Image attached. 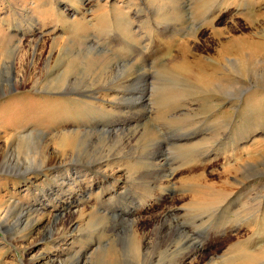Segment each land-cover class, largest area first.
<instances>
[{"label":"rangeland","instance_id":"1","mask_svg":"<svg viewBox=\"0 0 264 264\" xmlns=\"http://www.w3.org/2000/svg\"><path fill=\"white\" fill-rule=\"evenodd\" d=\"M11 59L28 82L0 78V264H245L264 246V0H0V74ZM48 59L50 78L117 73L49 92L29 78ZM108 124L126 140L100 139ZM69 130L80 163L41 171L32 147L61 160Z\"/></svg>","mask_w":264,"mask_h":264},{"label":"bare ground","instance_id":"2","mask_svg":"<svg viewBox=\"0 0 264 264\" xmlns=\"http://www.w3.org/2000/svg\"><path fill=\"white\" fill-rule=\"evenodd\" d=\"M243 53V52H242ZM246 53V52H245ZM23 60H21L20 62H22ZM34 61V60H33ZM47 63H45V67H44V70L40 71V72H37V68L34 67V73H32L31 78L34 82L33 84L35 85H40L42 82H43V87H41V90H45V91H49V92H71V91H75V92H79L80 91V94H82L83 92L85 94H92V93H95V91H100L102 88H109L107 87V85L109 86V84L112 82L110 81L111 77L113 75H115L117 72L115 71H105L103 73H99V72H95L94 70L92 71H89L87 70V68H83L81 70H78L77 72L75 73H69L68 70H64L62 72H57V74L50 78V75L53 73L54 69L51 65V61L50 59L46 60ZM229 62V61H228ZM237 62L239 64H241L242 66H245V68H247V62L246 60L244 59L243 61L241 59H238ZM23 63V62H22ZM231 63V62H230ZM233 64V63H232ZM4 65V68L2 69L3 71L1 72L0 74V78H3L6 85H7V88L10 87V89H13V90H20L22 88V86L24 85V83H27L28 81V77H26V72L25 73H22L23 74V78L22 76L19 75V70L17 69V64H16V59H11L9 61H5L3 63ZM33 66L36 65L35 62L32 63ZM56 70V69H55ZM75 71V70H72V72ZM129 72V71H128ZM251 72V71H250ZM54 74H52L51 76H53ZM135 75V74H134ZM139 75V73H138ZM249 74H247L248 76ZM28 76V75H27ZM136 76V75H135ZM252 76V75H251ZM46 77H49V81L45 83V79ZM133 78V77H132ZM136 78V77H135ZM48 79V78H47ZM47 85H45V84ZM116 83V82H114ZM115 85V84H114ZM117 86V85H116ZM223 86V85H222ZM33 87V86H32ZM98 88V89H97ZM125 88L126 86H124V88L122 87V90L124 92L123 96L119 97L120 94H122L121 91H119L116 95V97L119 98L120 101H123L125 105H120V108H122L124 112L123 117H120L118 119H124L127 114H129V110L132 111L131 108H133L135 105H130V103L132 102H129L128 99H126V92H125ZM39 89V87H38ZM97 89V90H95ZM110 89V88H109ZM82 90V92H81ZM115 90V89H114ZM39 91V90H38ZM6 93V92H4ZM83 93V94H84ZM78 94V93H77ZM79 94V95H80ZM99 94V93H98ZM126 94V95H125ZM100 95V94H99ZM32 97H30V100L28 99H18V100H15L14 102H12L9 106V108H7V111L9 110V112H7V118L9 117L8 120H12L13 122H15L16 120V117L17 115H19L20 113H24L26 114L27 113V110L28 108L30 107H33V105L35 103H37V100L36 98H33L31 99ZM95 98V97H94ZM127 98L128 95H127ZM38 99V98H37ZM136 100V99H135ZM49 102H52V101H49V99H45L43 101V105L42 107H37L34 106V108L37 110V111H34L37 113L36 116H40V115H43V113H47L48 111H50L51 113L58 110V105L55 106V107H50L48 108L47 105ZM135 102V101H134ZM137 102V100H136ZM141 102V101H140ZM146 101H142L141 104L145 103ZM129 103V104H128ZM64 104V102L62 103ZM61 104V106H59V109L63 106ZM140 104V103H139ZM39 106V105H38ZM18 108L20 109V111L18 110ZM126 109L128 111H126ZM136 109V107H135ZM17 111L19 113H17ZM48 112V113H50ZM56 114V113H55ZM23 115V114H22ZM4 117V116H3ZM2 117V118H3ZM5 118V117H4ZM32 118V117H31ZM34 118V117H33ZM28 119V118H27ZM47 121H44L42 124H46V123H49L51 124V120L46 118ZM4 120V119H3ZM2 120V121H3ZM36 120V119H35ZM53 120V118H52ZM66 120V119H65ZM29 121V120H28ZM28 121H25L24 123H21L20 125L21 126H16L15 123L12 124L13 126V129L17 128L16 130L21 129V128H25L26 127V122ZM46 122V123H45ZM10 123V122H9ZM33 123V122H32ZM97 123V122H96ZM110 123V122H109ZM123 121H119L117 120L116 121V125L118 124H122ZM3 124V123H2ZM68 123L65 121L64 123L62 122V125L61 126V129L65 130L66 129V125ZM71 124V123H70ZM103 124V123H102ZM101 123H97L98 127L96 126L94 129L96 130V128H99L101 125ZM114 124V122H113ZM114 124V126H115ZM5 125V124H4ZM7 125V124H6ZM8 126V125H7ZM2 126L0 127L1 129L3 130H10L9 126ZM105 127V125H104ZM107 127V128H106ZM105 128L108 129L107 131H101L103 129H101L100 131H98V133L101 135L99 138L100 139H103L106 135L110 136L111 139H114V138H120L122 140H126L125 138L122 137V131H123V128H121L120 126V129H114L113 127H110L109 124L108 126H106ZM90 128V127H89ZM12 129V130H13ZM11 130V131H12ZM98 130V129H97ZM67 132H70L69 131H66L64 132L63 134L60 133L58 134L53 143H55V145L57 144V147H58V150L61 154H64V158H62L61 160L58 159V158H53L54 156H52V152L50 151V148L48 146V144L44 147V148H39V149H36L35 146H33L32 148L35 149L36 151L35 152V156L34 159L39 161L41 164H40V170L43 171V170H47V169H58L59 173H61L63 171V167L64 166H67L66 168L69 169V170H72L74 167H76L75 164H78L80 162H78L76 159V155H79L80 153H82V149L80 148H71L70 147V141H71V137L72 135H77L76 133H67ZM74 132V131H73ZM84 132V131H83ZM97 132V131H96ZM92 134V133H95L94 130L92 132H88V133H84L82 135H86V134ZM97 133V134H98ZM40 136H44V138H47V136L49 135L48 132H44V131H40ZM31 135V134H30ZM29 135V136H30ZM27 135V137H29ZM27 137L23 138V139H26ZM33 137V135H32ZM85 136H83L82 139H84ZM29 140H30V137H29ZM47 142L46 141H43V144ZM86 142V141H85ZM84 142V143H85ZM82 142V144H84ZM126 144H128V142H126ZM55 150H56V147H55ZM34 155V154H33ZM68 155V156H67ZM33 158V157H32ZM87 161L85 163L87 164H95V163H98L102 160H98V161H94L92 159H90L89 157H87ZM33 160V159H32ZM34 161V160H33ZM32 162V161H31ZM60 169V170H59ZM56 171V170H55ZM56 171V172H58ZM35 172V171H34ZM65 175V177H59V181L62 183V184H67V178L69 177V173H65L63 174ZM58 181V182H59ZM61 185V184H60ZM69 186V185H67ZM66 187V186H65ZM81 199V198H80ZM84 199V198H83ZM23 216V215H22ZM24 217V216H23ZM25 218V217H24ZM23 218V219H24ZM74 222V221H73ZM258 241V240H257ZM263 244L264 243V240L262 239L261 242L258 244ZM257 244V243H256ZM255 245V244H254ZM258 245H257V248H258ZM252 246V245H251ZM255 247V246H254ZM260 247V246H259ZM252 248V247H251ZM250 249V248H249ZM243 261H245V264H247L246 262L249 261L248 263H256V264H264V246L261 245V247L259 249H256L255 248H252L251 250H249L246 255H245V258H243Z\"/></svg>","mask_w":264,"mask_h":264}]
</instances>
